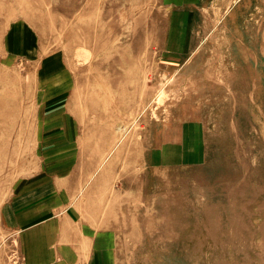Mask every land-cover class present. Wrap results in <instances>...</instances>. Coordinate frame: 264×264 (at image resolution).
<instances>
[{"label":"rangeland","instance_id":"374dc122","mask_svg":"<svg viewBox=\"0 0 264 264\" xmlns=\"http://www.w3.org/2000/svg\"><path fill=\"white\" fill-rule=\"evenodd\" d=\"M69 212L92 264H264V0H0V264Z\"/></svg>","mask_w":264,"mask_h":264},{"label":"crops","instance_id":"0c3cea01","mask_svg":"<svg viewBox=\"0 0 264 264\" xmlns=\"http://www.w3.org/2000/svg\"><path fill=\"white\" fill-rule=\"evenodd\" d=\"M55 186L59 192L64 191V188H61V183H55ZM66 190V189H65ZM73 190V189H72ZM48 191L47 189L36 190L35 194L24 195L21 198L22 208L21 209V217L17 218L19 222H39L41 218H44L45 212L51 206H57L64 201L66 196L64 194H57V199H54L52 203L41 205L37 204L33 206L34 203L40 201V199L44 198V192ZM41 196V198H40ZM40 198V199H39ZM44 201V200H41ZM40 201V202H41ZM21 205V203H19ZM25 207L27 210H25ZM17 206L12 205L13 215H16L15 209ZM24 211V212H23ZM45 212V213H44ZM60 212V211H59ZM40 216H42L40 218ZM55 219L56 224L52 226L58 229V236L49 237L43 233L42 236H34L36 232L22 231L21 232V253L24 256L23 264H92V251L89 249H85L84 247L76 246L74 240L77 238H82V234H80L75 228L73 223V219L71 218V212L66 214H58ZM45 221L41 222L43 224ZM32 224V223H31ZM39 224V223H38ZM39 224V225H40ZM38 225V226H39ZM48 228L47 225L44 227ZM24 230V229H23ZM45 238V241H44ZM58 240L54 245H50L52 241ZM47 249V250H46ZM46 250V252H45ZM89 255V259H86V256Z\"/></svg>","mask_w":264,"mask_h":264},{"label":"bare ground","instance_id":"6f19581e","mask_svg":"<svg viewBox=\"0 0 264 264\" xmlns=\"http://www.w3.org/2000/svg\"><path fill=\"white\" fill-rule=\"evenodd\" d=\"M141 18V17H140ZM141 44V43H140ZM139 49V48H138ZM137 53V52H136ZM135 60V59H134ZM133 60V61H134ZM7 141H9V140H7ZM12 143H13V141H12ZM3 144V143H2ZM11 144V143H10ZM11 147V146H10ZM14 147H15V145H14ZM9 153V152H8ZM44 241H45V238H44ZM47 250V249H46ZM46 250H45V252H46ZM47 253V252H46Z\"/></svg>","mask_w":264,"mask_h":264}]
</instances>
